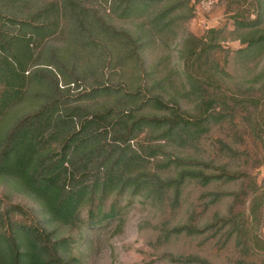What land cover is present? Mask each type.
Segmentation results:
<instances>
[{
  "label": "trees",
  "instance_id": "1",
  "mask_svg": "<svg viewBox=\"0 0 264 264\" xmlns=\"http://www.w3.org/2000/svg\"><path fill=\"white\" fill-rule=\"evenodd\" d=\"M188 1L109 0V13L100 14L81 0H0V181L64 231L15 228L0 206V264H72L75 239L119 218L139 196L167 200L174 209L190 184L206 188L248 178L230 163L168 151L175 143L184 151L197 148L216 124L234 129L229 140L210 142L220 161L246 162L264 151V64L254 76H233L230 52L211 29L206 39L183 36L181 68L172 71L170 45L190 18ZM226 3L237 6V40L245 45L235 54L264 56V0ZM111 14L133 30L116 27ZM47 45L51 53L43 55ZM108 70L122 74L123 93L101 101L109 86L98 84ZM88 78L94 85L73 93L70 85L77 90ZM185 100L191 109H182ZM238 126L248 129L241 138ZM250 186L249 220L239 213L198 227L193 206L172 232L195 237L226 229L264 264V242L255 234L264 187ZM222 195H203L211 197L204 211ZM74 230L78 235H70ZM172 260L209 264L193 255Z\"/></svg>",
  "mask_w": 264,
  "mask_h": 264
},
{
  "label": "rangeland",
  "instance_id": "2",
  "mask_svg": "<svg viewBox=\"0 0 264 264\" xmlns=\"http://www.w3.org/2000/svg\"><path fill=\"white\" fill-rule=\"evenodd\" d=\"M81 1H84L89 8L100 14H103L104 10L109 13V0L107 4L103 0ZM188 5L192 8L190 18L180 24L177 29L178 37L170 45L171 68L174 73L181 68L178 52L182 47L181 39L183 36L205 37L206 39L209 37L207 33L211 29L220 32L215 34L218 43L224 51L230 52L231 64L229 71L233 76L239 77L247 71H250L254 76L260 70L264 64L263 55L257 58L244 59L235 54L237 50L245 47L237 40L240 33L236 32L233 20V8L237 6L231 5L229 7L226 0H189ZM254 15L251 14V18H254ZM111 17H113V24L116 27L133 30L126 21L124 23V21L118 20L113 14H111ZM52 42L56 45V41ZM58 42L60 44V41ZM49 48L50 46L47 45L43 55L51 53ZM147 62L149 64L150 60ZM71 79L72 77L69 76L68 80ZM105 82H107L109 90L103 88V96L99 100L103 101L107 98L111 100L113 97L117 98L116 95L118 94H120L118 98L122 96L123 79L121 73L117 70L105 71L98 85ZM90 84L94 85L92 79L79 85L77 90L76 86H70L74 89L73 93L77 95L86 88L88 89ZM185 101L181 102L182 109H191L192 104H189L188 100ZM209 128L197 148L191 147L184 151L182 145L178 146L179 144L175 143L171 145L168 151L181 157L191 156L207 162L210 160L216 165L230 163L235 167L237 166L239 171L244 172L248 178L243 180L242 183L240 181L224 184L214 183L206 188L190 184L187 193L182 195L183 197L178 203L180 207L174 209L169 207L167 200L152 202L146 200L143 196H139L134 200V203L132 201L128 205L127 210L123 211L119 217L120 219L110 220L101 229L88 233L87 237L75 239L69 256L70 262L72 264H180L172 259L181 255H193L200 260H206L209 264H261L260 257L253 252H248L244 244L235 235L228 237L225 232L226 229L216 234V228H214L195 237L176 235L172 232L176 226L182 225L188 219V210L193 206L194 223L198 227L204 224L212 225L218 221L220 223L224 217L230 218L232 215H238L239 213L249 220L247 208L250 198L246 194L249 191L248 187L251 188V184L264 187V151L258 149L256 151L257 156L246 162L241 159H222L223 161H220L219 155H215V146L211 145L210 142L214 141L215 138L229 140L234 133V129L225 124H216ZM236 130L238 131L237 137L241 138L244 131L248 129L238 126ZM226 142L229 144L228 141ZM249 151L253 152L251 149ZM213 191L223 195L219 201L211 204L205 212L203 202H209L211 197L208 196L206 200L201 199V197ZM236 192L238 193L237 196H229V194ZM0 206L9 213L15 228L35 225L46 232L57 233L60 236L64 233L62 228L55 226L44 216L42 209L32 199L18 193L5 181H0ZM259 206L260 227L255 234L264 242V194L260 199ZM12 210L16 211L11 212ZM241 218L244 220L243 217ZM168 232H172V234ZM69 233L72 236L78 235L76 230ZM166 234H168V237L164 236Z\"/></svg>",
  "mask_w": 264,
  "mask_h": 264
}]
</instances>
